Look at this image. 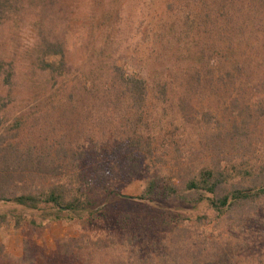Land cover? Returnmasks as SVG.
Masks as SVG:
<instances>
[{
  "label": "trees",
  "instance_id": "16d2710c",
  "mask_svg": "<svg viewBox=\"0 0 264 264\" xmlns=\"http://www.w3.org/2000/svg\"><path fill=\"white\" fill-rule=\"evenodd\" d=\"M0 203L78 232L0 264L239 260L264 238V0H0Z\"/></svg>",
  "mask_w": 264,
  "mask_h": 264
},
{
  "label": "rangeland",
  "instance_id": "374dc122",
  "mask_svg": "<svg viewBox=\"0 0 264 264\" xmlns=\"http://www.w3.org/2000/svg\"><path fill=\"white\" fill-rule=\"evenodd\" d=\"M129 74H133L134 71L132 67L126 65L125 66ZM139 187L132 188L125 193L133 197V199L140 203L138 200L139 196ZM116 202V201H114ZM172 209L176 210V213H184L183 210H179L177 207H173ZM206 207H201L199 210L194 211L197 214H204ZM25 217L27 220L35 219L38 223L43 222V216L41 213L37 212H29L27 210H23L13 204H5L0 203V244L4 245L6 251L10 253L15 258H20L23 255V242L25 237H30L32 241L35 243L36 247L39 250H44L48 252H52L55 250V245L57 241L63 239L67 236H72L77 234V230L73 228V226L66 224V223H45V229L37 230L36 232L29 230L26 226L27 224L24 223L25 227L23 229L17 230L15 228L16 225V217ZM6 218V222L2 218ZM110 229L105 225H99L95 227L92 233L96 236L107 234ZM210 231V230H209ZM199 232H203L199 229ZM223 231L221 232V234ZM223 237L217 236L218 241L220 243H225L227 240L228 242V252L231 256H233L234 250L237 248V245L234 239L229 237V234L223 233ZM235 237L236 236H232ZM254 236L253 241H251V247L243 249L242 246L240 247L242 254L238 256V259H230L228 264H255L254 260L258 256L264 254V238H257ZM244 243V238H243ZM257 243V244H255ZM234 257V256H233ZM214 264H227L225 260L221 261L220 263Z\"/></svg>",
  "mask_w": 264,
  "mask_h": 264
}]
</instances>
